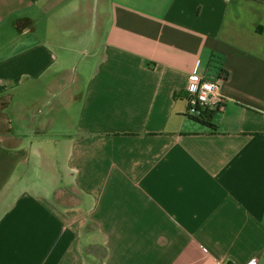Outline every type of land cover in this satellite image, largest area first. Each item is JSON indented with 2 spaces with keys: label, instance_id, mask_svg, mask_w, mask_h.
I'll list each match as a JSON object with an SVG mask.
<instances>
[{
  "label": "crops",
  "instance_id": "0c3cea01",
  "mask_svg": "<svg viewBox=\"0 0 264 264\" xmlns=\"http://www.w3.org/2000/svg\"><path fill=\"white\" fill-rule=\"evenodd\" d=\"M0 264H264V0H0Z\"/></svg>",
  "mask_w": 264,
  "mask_h": 264
},
{
  "label": "built area",
  "instance_id": "2783aa9c",
  "mask_svg": "<svg viewBox=\"0 0 264 264\" xmlns=\"http://www.w3.org/2000/svg\"><path fill=\"white\" fill-rule=\"evenodd\" d=\"M223 108H225V100L220 93L217 82L207 79L196 80L187 93V116L198 117L202 110L216 112L223 110Z\"/></svg>",
  "mask_w": 264,
  "mask_h": 264
},
{
  "label": "trees",
  "instance_id": "16d2710c",
  "mask_svg": "<svg viewBox=\"0 0 264 264\" xmlns=\"http://www.w3.org/2000/svg\"><path fill=\"white\" fill-rule=\"evenodd\" d=\"M226 77V76H224ZM213 111H206V110H202L200 111V115L198 117H189V119L200 123L201 125L205 126L206 128L210 129V130H215V126L212 123V119H213Z\"/></svg>",
  "mask_w": 264,
  "mask_h": 264
},
{
  "label": "rangeland",
  "instance_id": "374dc122",
  "mask_svg": "<svg viewBox=\"0 0 264 264\" xmlns=\"http://www.w3.org/2000/svg\"><path fill=\"white\" fill-rule=\"evenodd\" d=\"M77 65H74V67H76Z\"/></svg>",
  "mask_w": 264,
  "mask_h": 264
}]
</instances>
